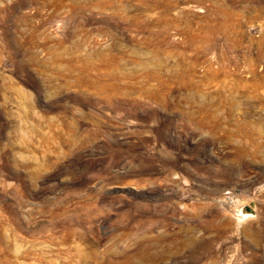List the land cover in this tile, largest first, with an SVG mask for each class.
I'll return each mask as SVG.
<instances>
[{"label": "rangeland", "instance_id": "obj_1", "mask_svg": "<svg viewBox=\"0 0 264 264\" xmlns=\"http://www.w3.org/2000/svg\"><path fill=\"white\" fill-rule=\"evenodd\" d=\"M0 264H264V0H0Z\"/></svg>", "mask_w": 264, "mask_h": 264}]
</instances>
